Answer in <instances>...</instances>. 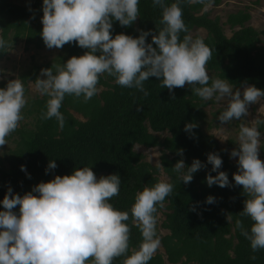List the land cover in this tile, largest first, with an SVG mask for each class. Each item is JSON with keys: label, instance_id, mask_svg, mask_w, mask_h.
<instances>
[{"label": "clouds", "instance_id": "1", "mask_svg": "<svg viewBox=\"0 0 264 264\" xmlns=\"http://www.w3.org/2000/svg\"><path fill=\"white\" fill-rule=\"evenodd\" d=\"M212 2L187 0L188 4L203 5L204 11ZM138 4L139 0H43L41 36L46 47L61 49L65 44H78L88 51L72 56L63 65L41 69L40 76L46 78H37L34 85L42 97H48L41 119L55 118L62 129L65 117L60 109L65 96L83 97L87 103L98 93L99 78L104 74L114 77L119 86L135 88L145 96V82L156 77L159 87L167 88L172 98H176L174 89L186 84L202 101L227 98V107L219 115L221 124L241 120L248 115L250 105L264 100V90L255 85L245 83L243 92L240 88L234 91L228 79L217 78L209 86L206 65L212 50L203 39H193L188 34L179 3L167 5L165 0H153V6L163 10V27L158 33L141 30L138 37L120 33L113 38L112 21L131 26L140 16ZM182 32L186 33L183 40ZM149 35L151 43L146 42ZM9 47V42L0 36V50ZM26 104L21 79L9 80L6 88H0V147L20 126ZM261 123L264 121L254 120L251 126L241 124L239 147L230 152V158L238 157L235 185L242 186L247 196L240 214L253 221L250 232H242L253 252L264 249V160L259 156L261 132L257 127ZM197 126L195 122L186 123L184 131L191 138ZM215 136L222 142L228 140L223 129ZM177 154L183 157V149H178ZM207 162L212 165L211 172H217L215 176L207 174L208 186H231L227 172L219 171L223 164L221 156L209 153ZM155 167L161 172L164 168L159 161ZM205 167L199 159H194L190 166L180 159L172 170L180 181L190 184L193 174ZM56 168L53 159L46 174ZM21 170L27 172L26 166L21 165ZM120 184L117 174L98 179L92 167H81L71 175H56L40 182L23 196L14 195L9 187L2 200L4 210L0 211V264H113L120 256L126 257L123 264H148L160 245L156 238L157 206L164 207L174 185L160 180L136 193L131 218L143 240L139 249L127 255L130 227L125 222L129 212L117 210L109 203L119 195ZM206 202L213 204L216 199L210 195ZM17 206L19 214L14 211ZM191 210L195 211V207ZM227 219L231 222V216ZM236 226L243 228L240 220Z\"/></svg>", "mask_w": 264, "mask_h": 264}, {"label": "trees", "instance_id": "2", "mask_svg": "<svg viewBox=\"0 0 264 264\" xmlns=\"http://www.w3.org/2000/svg\"><path fill=\"white\" fill-rule=\"evenodd\" d=\"M221 1L213 0L212 5H219ZM165 3H179L188 34L195 28L207 30L206 36L196 37L203 39L212 50L207 69L217 73L220 79H228L234 87L239 88L246 83L264 90V44L260 38L264 32L246 26L251 18L250 12L239 10L229 13L227 21L222 23L220 16L212 18L208 11L201 12L204 6L199 3L188 4L187 0H165ZM138 7L140 16L131 26L124 27L119 21H112L113 38L120 33L138 37L141 30L158 33L163 27L160 23L163 10L154 7L153 0H139ZM42 16L43 0H32L29 6L0 0V34L11 45L0 50V60L19 40L25 41L27 49L30 45L38 49L46 46L41 36ZM227 24L234 30L231 36L225 32ZM184 35L186 33H180L181 40ZM146 42H152L151 35ZM63 47L68 56L48 62L46 68L63 65L72 56L88 51L78 44H65ZM40 70L41 67L36 65L34 71L20 77L23 81L31 79L35 82ZM159 83L156 77H150L144 84L148 92L145 96L135 88L119 86L114 77L104 74L97 85L104 86V89L87 103L83 97L65 96L60 109L65 117L62 129L55 118L41 119L48 97L33 100L34 109H29V113L35 112L34 126L28 128L22 124L6 137L7 141L15 139L17 144L10 153L9 169H2L0 211L4 210L2 200L9 187L14 195L23 196L40 182L54 179L56 175H71L81 167H92L98 179L117 174L121 178L120 192L109 203L117 210L129 212V220L125 223L130 227L127 253L130 255L139 249L143 240L140 229L133 225L131 218L136 193L160 181L161 172L146 160L143 152L135 150V145L159 146L162 148L163 170L170 176L168 182L174 185L173 193L164 201L168 211L161 224L170 230V234L161 238L164 252L157 249L148 264H264V249L253 252L250 241L242 234L244 230L250 232L253 221L240 214L247 196L242 186L235 185L234 173L238 171V164L231 160L230 153L225 151L215 135L202 129L204 101L193 93L192 86L186 84L183 88L174 89L176 98H172L169 90L160 88ZM71 109L82 113L85 119L77 118ZM189 122L198 125L191 138L184 131L185 124ZM162 132L169 135L161 137L159 133ZM178 149H183V157L177 154ZM209 153L221 156L223 164L219 171L227 172L231 186H208L206 176L212 169L207 162ZM53 159L57 168L46 174L45 170ZM180 159H184L188 166L194 159H199L206 167L193 174L190 184H184L172 170ZM21 165L26 166L27 172L21 170ZM211 174L215 176L217 172ZM210 195L216 199L213 204L206 202ZM157 207L155 215L158 218L161 208ZM193 207L195 211L191 210ZM14 211L19 214V206ZM228 215L231 216L229 223ZM237 220L242 222L243 228L236 226ZM158 233L156 227V237ZM253 255L255 260L251 259ZM125 258L117 257L113 264H123Z\"/></svg>", "mask_w": 264, "mask_h": 264}, {"label": "rangeland", "instance_id": "3", "mask_svg": "<svg viewBox=\"0 0 264 264\" xmlns=\"http://www.w3.org/2000/svg\"><path fill=\"white\" fill-rule=\"evenodd\" d=\"M15 3L29 6L32 0H11ZM239 10H247L251 14V18L246 22V26H252L260 32H264V0H222L219 5H212L207 11L210 13L212 18L220 16L221 22L224 23L227 21L229 13L238 12ZM204 12V8L201 10ZM236 27L235 29H238ZM233 29L227 24L225 25V32L228 36L233 34ZM1 33V30H0ZM207 30L205 28H195L191 31V36L193 39H196L197 36H206ZM1 36V34H0ZM260 38L264 44V34H260ZM68 54L64 50V47L61 49L52 48L49 49L44 46L41 49L35 48L33 45H30L27 49L25 41L19 40L16 45L9 49L8 55L0 60V87L4 84L3 88H6L9 80L21 79V74H25L29 71H34V67L39 65L41 69L46 68L45 64L48 62H56L61 57H66ZM210 79H217L220 77L214 71L207 69ZM41 70L38 74L39 78L41 77ZM22 80V79H21ZM25 87V98L27 100L26 106L22 109L23 120L20 121V126L25 124L28 128H32L35 121V112L32 114L29 113V109L32 108L33 100L37 98H43L38 91L35 89V82L31 79L23 81ZM234 91L237 87H234ZM241 92H243V86L239 87ZM100 92L104 89V86H98ZM204 112L205 117L201 121L202 129L209 134L216 135L223 129V135L228 137L227 141H221L217 136H215L220 145L225 148L229 153L232 149L238 148L239 145L238 135L240 131V125L244 124L246 126H251L254 120L264 121V100L256 104L249 106L248 115L244 116L241 120H233L229 123L221 124L219 121V115L227 107L228 99L225 98L221 101H216L215 98L211 101H204ZM77 118L85 119L83 114L75 110H70ZM258 130L261 132V148L259 150V156L264 160V123L257 125ZM161 137L169 135L168 132L159 133ZM17 141L15 139H10L7 141V144L0 147V177L2 176V169H9L11 165V156L10 153L16 147ZM135 150L138 152H143L146 155V160L155 165L157 161L161 163L162 148L159 146L155 147H145L142 145H135ZM231 160L238 164V157L231 158ZM160 180L169 181L170 176L163 170L159 174ZM165 205V204H164ZM168 209L163 207L158 212L157 224L156 227L159 230L158 236L156 237L160 241L158 249L164 252V247L161 242L162 236L170 234L169 229H165L161 226L162 222L166 219V212ZM156 253V252H155Z\"/></svg>", "mask_w": 264, "mask_h": 264}]
</instances>
